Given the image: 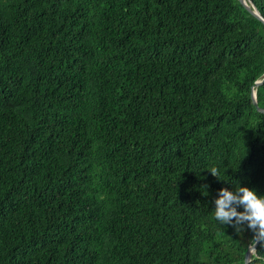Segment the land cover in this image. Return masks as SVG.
<instances>
[{"label": "trees", "instance_id": "trees-1", "mask_svg": "<svg viewBox=\"0 0 264 264\" xmlns=\"http://www.w3.org/2000/svg\"><path fill=\"white\" fill-rule=\"evenodd\" d=\"M263 79L239 0H0V264H245Z\"/></svg>", "mask_w": 264, "mask_h": 264}, {"label": "clouds", "instance_id": "clouds-1", "mask_svg": "<svg viewBox=\"0 0 264 264\" xmlns=\"http://www.w3.org/2000/svg\"><path fill=\"white\" fill-rule=\"evenodd\" d=\"M214 204L215 217L222 223L258 231L264 236V194L238 182L233 188H220Z\"/></svg>", "mask_w": 264, "mask_h": 264}, {"label": "water", "instance_id": "water-1", "mask_svg": "<svg viewBox=\"0 0 264 264\" xmlns=\"http://www.w3.org/2000/svg\"><path fill=\"white\" fill-rule=\"evenodd\" d=\"M241 2V4L251 13L253 14L255 17H257L258 19H260L261 21L264 22V18L263 16L259 13V11L257 10L256 6L253 4L252 0H239ZM264 83V79L261 81L256 82L255 87L253 89V93H252V99L254 102V105L258 108V110L262 113H264V109L260 108L258 106V100H257V92H256V88L259 87L260 85H262ZM260 238L261 235H259L258 233V239L257 242L251 246L246 254V258H245V264H250L252 261V257L253 255H256L257 253V248H258V244L260 242Z\"/></svg>", "mask_w": 264, "mask_h": 264}]
</instances>
